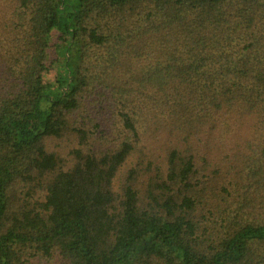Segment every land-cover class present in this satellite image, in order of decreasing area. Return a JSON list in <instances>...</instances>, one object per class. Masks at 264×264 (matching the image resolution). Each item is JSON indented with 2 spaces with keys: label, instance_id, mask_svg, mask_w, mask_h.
I'll return each mask as SVG.
<instances>
[{
  "label": "trees",
  "instance_id": "16d2710c",
  "mask_svg": "<svg viewBox=\"0 0 264 264\" xmlns=\"http://www.w3.org/2000/svg\"><path fill=\"white\" fill-rule=\"evenodd\" d=\"M0 264H264V0H0Z\"/></svg>",
  "mask_w": 264,
  "mask_h": 264
}]
</instances>
